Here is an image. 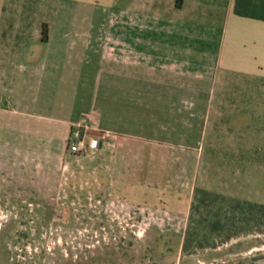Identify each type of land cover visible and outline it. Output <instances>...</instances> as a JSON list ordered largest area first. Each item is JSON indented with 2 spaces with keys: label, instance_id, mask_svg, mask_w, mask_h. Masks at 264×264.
<instances>
[{
  "label": "crops",
  "instance_id": "1",
  "mask_svg": "<svg viewBox=\"0 0 264 264\" xmlns=\"http://www.w3.org/2000/svg\"><path fill=\"white\" fill-rule=\"evenodd\" d=\"M58 6L27 22L21 3H0V14L17 12L0 22V134L20 152L64 155L72 125L86 117L98 131L88 135L97 140L88 151L104 168L100 186L129 192L131 202L141 192L154 208L148 214L166 221L159 231L181 236L180 255L202 155L197 139L220 80L254 82L244 90L258 98L241 100L244 144L231 153L245 156V170L264 171V21L237 16L234 0H114L80 19L75 9L62 19ZM226 42L238 53H261L248 56L247 67H221ZM251 248L237 240L203 248L189 262L238 264L229 257Z\"/></svg>",
  "mask_w": 264,
  "mask_h": 264
},
{
  "label": "rangeland",
  "instance_id": "2",
  "mask_svg": "<svg viewBox=\"0 0 264 264\" xmlns=\"http://www.w3.org/2000/svg\"><path fill=\"white\" fill-rule=\"evenodd\" d=\"M14 2L25 7L22 15L30 22L38 16L50 17L47 8L53 4L59 5L62 19L74 9L75 18L80 19L79 15L86 8L91 14L94 9L103 12L114 0H12ZM5 11L9 16L17 13ZM5 15L0 14V22ZM224 46L221 67L231 69L235 64L239 69L251 65L252 58L248 64L243 61L254 51L261 53L255 49L250 52L248 47L247 52L238 53L233 51L234 46L227 47V42ZM235 76L220 80L213 91L202 139H197L202 155L191 193L192 203L202 196L195 194L199 189L213 195L206 196L211 203L216 196L218 200L234 198L264 204V171L245 170V156L231 153L244 144L242 123L246 119L241 112V100L258 98L257 91L244 90L247 86L253 88V81L246 80L245 84L244 77L236 80ZM80 119L72 125L70 133L84 124L89 127L88 135L98 132L91 129L86 117ZM186 122L188 145L194 148L197 135L194 136L190 120ZM87 140V151L81 154H69L66 144L64 155L54 154L56 149L52 153L51 148L50 154L40 156L31 152L28 141V147L20 152L16 142L13 146L10 139L0 134V264H178L179 256L183 255L187 264L194 262L196 253L203 249L183 250L179 255L181 236L159 231L166 221L148 214L154 208L148 200L142 202L141 192L131 202L129 192L124 194L120 189L100 186L99 174L102 173L99 171L103 167L98 155L88 151L97 146L91 145L90 137ZM53 143L55 141H50L48 146ZM191 187L192 183L188 190ZM105 192L111 196L103 197ZM211 207L200 211L206 212ZM241 231L229 241L221 242L223 236L215 241L226 246L242 240L245 247L252 248L229 258L238 264H264V227L250 232L242 228Z\"/></svg>",
  "mask_w": 264,
  "mask_h": 264
},
{
  "label": "trees",
  "instance_id": "3",
  "mask_svg": "<svg viewBox=\"0 0 264 264\" xmlns=\"http://www.w3.org/2000/svg\"><path fill=\"white\" fill-rule=\"evenodd\" d=\"M180 1V0H178ZM233 11L237 16L264 21V0H234ZM47 26H42V40L47 39ZM210 192L196 189L195 199L190 208L188 227L184 235L183 250L195 251L218 246L215 238L223 236L222 241H229L245 231L261 230L264 227V204L248 200L229 198L218 200L216 196L209 202ZM197 197V196H196ZM206 212L201 208H210ZM196 214V217H194Z\"/></svg>",
  "mask_w": 264,
  "mask_h": 264
},
{
  "label": "built area",
  "instance_id": "4",
  "mask_svg": "<svg viewBox=\"0 0 264 264\" xmlns=\"http://www.w3.org/2000/svg\"><path fill=\"white\" fill-rule=\"evenodd\" d=\"M88 125L84 124L77 129L72 130L67 141V150L69 154L78 155L87 150L88 147ZM92 146H97L96 139H90Z\"/></svg>",
  "mask_w": 264,
  "mask_h": 264
}]
</instances>
